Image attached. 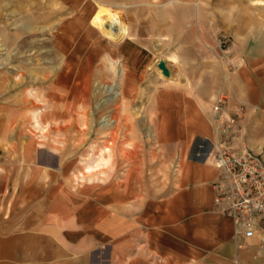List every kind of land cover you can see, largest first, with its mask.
<instances>
[{
  "label": "rangeland",
  "instance_id": "obj_1",
  "mask_svg": "<svg viewBox=\"0 0 264 264\" xmlns=\"http://www.w3.org/2000/svg\"><path fill=\"white\" fill-rule=\"evenodd\" d=\"M70 1L0 0L5 141L33 140L38 151L58 154L72 189L100 194L104 250L115 251L118 264H161L162 255L175 264L209 236L189 218L181 228L172 222L179 194L193 190L185 177L193 150L183 136L208 118L222 79L249 66L258 90L242 114L239 144L264 159V37L238 38L206 17L200 26L210 0H138L111 10ZM166 93L187 98L191 116L166 103Z\"/></svg>",
  "mask_w": 264,
  "mask_h": 264
},
{
  "label": "crops",
  "instance_id": "obj_2",
  "mask_svg": "<svg viewBox=\"0 0 264 264\" xmlns=\"http://www.w3.org/2000/svg\"><path fill=\"white\" fill-rule=\"evenodd\" d=\"M80 1L83 5L93 2L102 4L103 10H111L107 6H129L138 0ZM210 1L209 14L198 17L200 26H205L203 17H206L215 25L226 27V31H231L238 38L252 41L253 37L259 35L264 37V0ZM236 4L245 5V14L232 7ZM214 5L222 7L219 9L217 6L215 11ZM137 49L143 52V49ZM248 62L250 65L256 63L253 60ZM247 70H242L238 75L225 76L216 94L222 92L235 105L253 106L251 94L257 93L258 87L251 80L253 72ZM163 98L166 103L176 104L185 118H189L195 109L193 104L187 103L184 95V99H181L166 93ZM208 111V118L189 125V130L183 136L184 148L193 150L185 167L188 174L185 177L193 183V190L179 194L178 202L184 200L173 210L172 222L181 228L189 218L194 222V227L201 228L203 233L208 230L209 236H201L198 240L201 243L195 242L192 252L178 253L172 262L227 264V260L235 259L238 264H256L251 252H238L232 222L215 209L212 184L218 171L202 147L209 146L210 153L214 141L211 108ZM173 137L176 138L177 134L168 139ZM38 149L33 140L5 141V128H0V264H118V254L104 250L107 241L106 220L100 217V213L105 212L104 202L98 198L100 194L96 198L90 189L81 192L72 189L65 168L59 163L58 154L43 153ZM132 183L130 181L129 189L126 188L124 192L130 199L135 194ZM122 194L115 191L117 202H120ZM133 205L130 203L131 209ZM161 259V264H170L171 260L166 255H162Z\"/></svg>",
  "mask_w": 264,
  "mask_h": 264
},
{
  "label": "built area",
  "instance_id": "obj_3",
  "mask_svg": "<svg viewBox=\"0 0 264 264\" xmlns=\"http://www.w3.org/2000/svg\"><path fill=\"white\" fill-rule=\"evenodd\" d=\"M244 110L222 92L211 106L214 141L209 156L218 171L214 203L216 212L233 224L238 252H251L264 264V159L239 144Z\"/></svg>",
  "mask_w": 264,
  "mask_h": 264
},
{
  "label": "water",
  "instance_id": "obj_4",
  "mask_svg": "<svg viewBox=\"0 0 264 264\" xmlns=\"http://www.w3.org/2000/svg\"><path fill=\"white\" fill-rule=\"evenodd\" d=\"M159 69L162 70V72L164 73V75H165L166 77H169V71H168V69H167V67H166V65H165L164 62H161V63L159 64Z\"/></svg>",
  "mask_w": 264,
  "mask_h": 264
},
{
  "label": "bare ground",
  "instance_id": "obj_5",
  "mask_svg": "<svg viewBox=\"0 0 264 264\" xmlns=\"http://www.w3.org/2000/svg\"><path fill=\"white\" fill-rule=\"evenodd\" d=\"M75 12V11H74ZM77 12H78V10H77ZM76 50V49H75ZM89 168V167H88Z\"/></svg>",
  "mask_w": 264,
  "mask_h": 264
}]
</instances>
